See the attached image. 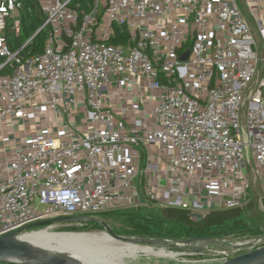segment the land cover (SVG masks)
I'll return each instance as SVG.
<instances>
[{"label":"built area","instance_id":"built-area-1","mask_svg":"<svg viewBox=\"0 0 264 264\" xmlns=\"http://www.w3.org/2000/svg\"><path fill=\"white\" fill-rule=\"evenodd\" d=\"M36 1L46 20L17 46L24 0H0V138L14 136L0 169V236L149 202L198 222L245 208L252 183L264 192V0ZM116 28L126 43H111ZM44 30L43 52L30 54ZM116 77L143 104L133 120L110 101ZM262 237L221 240L205 262Z\"/></svg>","mask_w":264,"mask_h":264},{"label":"trees","instance_id":"trees-1","mask_svg":"<svg viewBox=\"0 0 264 264\" xmlns=\"http://www.w3.org/2000/svg\"><path fill=\"white\" fill-rule=\"evenodd\" d=\"M46 20L40 5L36 0H24V7L21 18V32L16 41L17 46H21L25 41L32 37ZM117 37L112 40V44H122L128 41V34L120 28H116ZM47 39V30L42 31L34 39L33 45L29 48L30 54H41ZM249 204V203H248ZM251 204L245 208H236L223 211H212L201 221L195 222L191 219L190 213L176 208L160 209L158 215H135L120 213L118 219L122 222H129L132 230L129 235L145 236L144 238L163 237L170 234L175 240H185L189 238H218L231 235L237 232L248 230L245 219L246 211ZM264 206V198H263ZM129 211V210H127ZM125 211V212H127ZM121 211L111 214H117ZM264 216V213H263ZM116 217V218H117ZM93 227H103L100 224L88 223ZM134 237V238H143ZM12 264V263H9Z\"/></svg>","mask_w":264,"mask_h":264},{"label":"water","instance_id":"water-1","mask_svg":"<svg viewBox=\"0 0 264 264\" xmlns=\"http://www.w3.org/2000/svg\"><path fill=\"white\" fill-rule=\"evenodd\" d=\"M188 55L189 52H186L181 57V61H186ZM62 223H97L102 225L107 235H109L118 243L149 246L151 248L159 249H170L175 252H185L193 255L205 254L207 252V249L210 247H226L224 242L214 238H189L185 240H167L119 236L110 228L107 223L102 220L88 216H75L61 217L38 222L23 229H19L0 236V262L12 264H114L95 260L100 258L89 257V251H91V248H88V246H86V248H88L87 250H85V247H80L79 249L81 250H79L78 246L84 245L80 242L77 243V250H75V252L85 261L79 260L71 256L68 253L71 252L70 250H68V252L50 251L46 248L36 246L24 238V235L33 229ZM262 240L264 241V236L262 237ZM218 264H264V245L254 250L248 251L244 254H241L237 257H234L228 261Z\"/></svg>","mask_w":264,"mask_h":264},{"label":"rangeland","instance_id":"rangeland-1","mask_svg":"<svg viewBox=\"0 0 264 264\" xmlns=\"http://www.w3.org/2000/svg\"><path fill=\"white\" fill-rule=\"evenodd\" d=\"M257 41L262 47L261 39L258 35H256ZM262 55H264V52L262 51ZM245 116H246V109L242 112V121L243 125L245 122ZM264 198V192L263 190L258 186L256 183H252V189L249 191V197H248V203L251 204L250 208L247 209L245 219L247 222L248 230L244 232H237L231 235L218 237L216 239L227 241L228 244H245L247 242L253 241L261 236H264V206H263V199ZM248 204V205H249ZM247 205V206H248ZM127 211V210H125ZM121 211L117 214H104L101 215L99 220L104 221L107 223L110 228L119 236L124 237H143L140 235H129L128 233L131 232L133 229L129 222L125 223L122 222L123 219H118V214L120 213H127L135 215L142 214L146 216L150 215H158L160 211V207L155 202H149L146 206L142 207L141 209H131L127 212ZM117 215V216H116ZM117 217V218H116ZM42 231H48L49 233H91V234H103L106 233L105 229L103 227H93L86 224H76V223H62V224H56L41 228L33 229L27 234L30 233H37ZM103 232V233H101ZM25 234V235H27ZM24 235V236H25ZM145 237V236H144ZM143 237V238H144ZM150 239L151 237H147ZM154 239H167V240H175L173 237L170 236V234L164 235L163 237H154ZM115 243V245H122V243H118L116 241H112ZM264 245V244H260ZM154 250H159V248H154ZM248 249H245L241 252V254H244L248 252ZM98 253V251H95L94 253ZM91 253V251H89ZM240 254V255H241ZM212 255V252H209L205 255H198L193 257H186V256H180L179 261L169 258H163V257H155L150 255H145L144 253L138 254V255H126L125 257L118 259V262H124L126 264H188L183 263V260L189 261V262H197V264H209V263H199L203 261L210 260V256ZM8 264V263H6Z\"/></svg>","mask_w":264,"mask_h":264},{"label":"bare ground","instance_id":"bare-ground-1","mask_svg":"<svg viewBox=\"0 0 264 264\" xmlns=\"http://www.w3.org/2000/svg\"><path fill=\"white\" fill-rule=\"evenodd\" d=\"M103 233V232H101ZM26 240L31 242L36 246H40L46 248L50 251H60V252H68L71 256L83 260L79 255L76 254L75 250H77V243H83L84 245L78 246V249L84 248L87 250L91 248V253H89V257L92 258H100L95 259L100 262L105 263H114V264H126L124 262H118V259L125 257L126 255H138L144 253L145 255L157 256L163 258H169L179 261L180 255L176 252L168 249H159L154 250L149 246H139L132 244H122L115 245L112 242L114 239L111 238L107 233L103 234H91V233H49L48 231H42L37 233H30L24 236ZM115 241V240H114ZM88 246V248H86ZM81 250V249H79ZM98 251V253H94ZM93 261V262H99ZM183 263L188 264H197V262H189L183 260ZM199 263H208V262H199Z\"/></svg>","mask_w":264,"mask_h":264},{"label":"crops","instance_id":"crops-1","mask_svg":"<svg viewBox=\"0 0 264 264\" xmlns=\"http://www.w3.org/2000/svg\"><path fill=\"white\" fill-rule=\"evenodd\" d=\"M119 82H124L122 77H116L114 79V86H116L117 88L112 89V92L109 93L110 101L113 102L114 109H118L120 106H126L128 110L126 111L125 116L126 118L133 120L134 118L139 117L141 113H136L133 110L132 105L142 106L143 104L141 101L133 100V97L137 94L136 89H131L130 87L127 86V84L120 85ZM152 107H154V104ZM30 130L33 131L36 129L34 126H32ZM28 135L30 136L31 133L26 134L25 132H23L21 133V136L18 137L25 138V137H29ZM2 138L7 139L5 137ZM2 138H0V169L3 168V165L7 161V157H8V155L5 154L4 149L5 148L8 149L11 146L10 141L14 139V136L13 135L8 136L9 142L4 141Z\"/></svg>","mask_w":264,"mask_h":264}]
</instances>
